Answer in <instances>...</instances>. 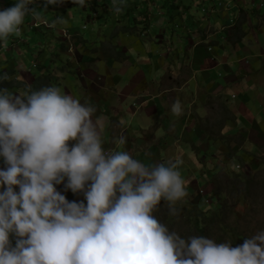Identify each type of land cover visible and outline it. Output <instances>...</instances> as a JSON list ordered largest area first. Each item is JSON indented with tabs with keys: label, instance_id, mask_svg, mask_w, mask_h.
Returning a JSON list of instances; mask_svg holds the SVG:
<instances>
[{
	"label": "clouds",
	"instance_id": "1",
	"mask_svg": "<svg viewBox=\"0 0 264 264\" xmlns=\"http://www.w3.org/2000/svg\"><path fill=\"white\" fill-rule=\"evenodd\" d=\"M33 2L0 9V43L20 34ZM93 112L58 87L29 85L23 95L0 88V264H264V228L233 246L185 239L161 223V202L179 218L187 197L182 161L146 166L127 151H106ZM57 185L84 200L70 202Z\"/></svg>",
	"mask_w": 264,
	"mask_h": 264
},
{
	"label": "crops",
	"instance_id": "2",
	"mask_svg": "<svg viewBox=\"0 0 264 264\" xmlns=\"http://www.w3.org/2000/svg\"><path fill=\"white\" fill-rule=\"evenodd\" d=\"M153 1L148 0L146 17L130 25L128 38L117 36L116 44L107 42L119 48L120 56L91 52V40L80 36L78 26L60 23V33L66 30L75 38L65 41L62 48L54 46L39 65L31 59L34 73L20 71L8 81L20 80L19 76L29 84L43 79L41 74H52L49 64L56 59L59 67L63 64L58 71L63 74L56 75L55 86L94 108L92 118L103 148L127 151L146 166L181 160L178 170L187 196H195L200 203L205 190L209 197H217L226 160L237 165L243 159L258 169L256 160L264 157V23L244 32L245 20L239 26L232 19L233 23L226 24L228 20L215 12L214 21L226 32H220L219 24H209L204 32L199 29L196 35L193 29L186 36L190 27H178L179 33L176 26L175 36L168 39L164 34L171 30L166 32L163 25L171 20L166 18L170 14L162 13L164 0ZM62 11L57 12V19ZM236 26L241 31L238 36L228 30L233 33ZM47 28L54 29V25ZM156 28H160L158 33ZM93 42L98 46L100 40ZM177 106L178 113L174 111ZM121 135L126 137L123 145L116 142ZM232 137L243 144L237 147L231 139L233 147L227 151L224 139ZM200 173L210 184L198 180Z\"/></svg>",
	"mask_w": 264,
	"mask_h": 264
},
{
	"label": "rangeland",
	"instance_id": "3",
	"mask_svg": "<svg viewBox=\"0 0 264 264\" xmlns=\"http://www.w3.org/2000/svg\"><path fill=\"white\" fill-rule=\"evenodd\" d=\"M15 2L16 0H0V9L11 7ZM162 4L165 7L162 13L167 10L169 12L167 15L170 14V17L166 16V18L171 19L163 25L166 32L171 30L164 34L168 39L175 36H173L172 30L176 26L179 33L180 28L178 27L186 26L187 28L189 26L191 31L186 30V36L193 33V29L197 30L196 35L199 33V29L204 32L209 24H219L220 32H226L222 30L223 25L221 23L214 21L215 12H220L228 20L226 24L233 23L230 22L232 19L234 22H238L237 26H239L240 21L245 20L247 24L245 23L243 26L244 32L246 30L248 32L256 30L264 23V0H218L216 4L213 0H164ZM28 7L29 11L20 26V34L11 35L5 42L0 43V75L13 70V75H17L20 71L34 73L36 70L32 68L33 62H31V59H34L39 65L43 61L44 54L50 52L54 46L57 49L62 48L63 43L75 38L66 30L60 33V23L78 26L80 36L91 40V52L98 50L120 56L119 48L109 45L107 42L116 44L114 38L117 36L128 38L130 25L139 24L136 19L145 18L144 15L148 14L149 8L148 0H123V3L115 5L113 0H88L86 6H81L75 3L74 0H64L63 3L56 5H46L45 0H34ZM117 8L120 9L119 12L116 11ZM63 9L64 11L61 13L63 16L57 19V12ZM43 19L48 23H52L54 29H48L46 26L41 25L44 22ZM156 24H158L157 21ZM255 24L257 28H255ZM237 26L233 33L232 29H228L232 35L239 34ZM49 27L51 28V26ZM159 31L160 28H156V33ZM225 36L227 35L224 34ZM97 39L100 40V43L95 46L93 40ZM43 44L44 47H42ZM53 53L55 54L54 50ZM49 56L55 58L54 55ZM15 65L16 67H14ZM38 65L36 68H38ZM62 65L59 67L55 59L49 64L52 74L40 75L44 76L43 79L47 82L46 85L56 87L54 81H56V75L63 74L58 72L61 70ZM56 67L59 68L55 69ZM18 79L20 80L13 81L18 83L25 78L19 76ZM42 84H37L35 89L43 88ZM62 84H64V81H62ZM7 91L14 95H23L27 90L25 87H10ZM208 100L210 101V98ZM231 139H235L237 147L238 145L242 146L243 143H238L237 137L227 138L224 139L227 151H230V148L233 147L231 146ZM256 161L260 164L258 169H253L252 165L249 164L247 166L243 159H238L237 165H234L232 160H226V172L220 174L217 197L214 192V196L209 197L208 191L205 190L203 200V195L200 194V203L196 202L199 199L195 196L191 199L187 196L178 206L181 210L185 206H187V209H192L194 218L196 207L206 211L208 215L215 214L214 210L217 209V219L212 228L215 235H222L225 239L232 238L231 233L233 236L234 234H242L244 239L250 237L261 228H264V157H258ZM2 166L3 164L0 162V167ZM198 180L202 181L203 184H210L209 178L202 173H200ZM56 187L70 202L84 200L82 193L73 194L70 190L65 191L63 185H57ZM239 192H242L240 198H238ZM154 215L161 223L167 224L170 230L177 231L181 237L186 234L192 235V221L194 222V220L191 221L189 216L188 218L170 217L168 208L163 201Z\"/></svg>",
	"mask_w": 264,
	"mask_h": 264
},
{
	"label": "trees",
	"instance_id": "4",
	"mask_svg": "<svg viewBox=\"0 0 264 264\" xmlns=\"http://www.w3.org/2000/svg\"><path fill=\"white\" fill-rule=\"evenodd\" d=\"M156 0H154L155 2ZM146 16V14H145ZM237 32H241L239 30V28L237 29ZM238 36V35H236ZM13 71H6V73L4 74H7L8 76V79L11 78V76H13ZM5 80V81H2L0 82V88H4V89H10L11 88H22V87H25L26 90H28V86L30 85L33 89L36 88L37 84H42V82H44V84H42V86H46L47 82L44 80V79H40L38 81H34L32 83H26L25 80H21L20 82L16 83L15 81L13 80H9L8 81ZM6 84V85H4ZM37 90V89H35ZM242 196V192H239L238 194V198H240ZM187 206L183 207L181 212H180V217L182 218H188V216L190 217V220H194V222L192 221V227H193V231H192V235H189V234H186L184 236H182L183 238L187 239L188 237L190 236H205V237H208V238H213L215 239L218 243L219 242H224L225 240H231L232 241V244L233 246L237 245V244H240V242H243L244 240V237L242 234H233L231 233L232 235V238H227L225 239V237H223L222 235L220 236H217L215 235L213 232H212V228L215 224V221L217 219V209H215L214 211L216 212L215 214H210L208 215L206 213V211L202 210L200 207V209H197L198 207L195 208V212H194V216L195 218L192 216V209L190 208H186ZM197 209V210H196ZM193 217V218H191Z\"/></svg>",
	"mask_w": 264,
	"mask_h": 264
},
{
	"label": "built area",
	"instance_id": "5",
	"mask_svg": "<svg viewBox=\"0 0 264 264\" xmlns=\"http://www.w3.org/2000/svg\"><path fill=\"white\" fill-rule=\"evenodd\" d=\"M46 23V22H45Z\"/></svg>",
	"mask_w": 264,
	"mask_h": 264
}]
</instances>
